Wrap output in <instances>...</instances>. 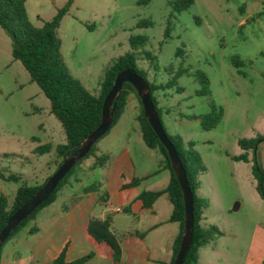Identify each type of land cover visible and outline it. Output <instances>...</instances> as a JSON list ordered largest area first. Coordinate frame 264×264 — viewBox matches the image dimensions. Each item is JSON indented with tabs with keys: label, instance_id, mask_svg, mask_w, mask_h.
<instances>
[{
	"label": "rangeland",
	"instance_id": "obj_1",
	"mask_svg": "<svg viewBox=\"0 0 264 264\" xmlns=\"http://www.w3.org/2000/svg\"><path fill=\"white\" fill-rule=\"evenodd\" d=\"M173 1L27 0L25 6L30 22L40 27L69 2L56 29L59 50L69 73L92 95H98L106 68L131 51L129 36L148 37L146 45L135 51L136 67L148 80L155 77L160 82H176L175 86L160 90L164 94L159 100L164 109L161 120L166 132L184 151L200 158L203 170L198 175L196 195L208 203L201 223L220 231L213 241L199 249L197 263L238 264L244 260L254 226L264 228V198L252 173L255 164L264 170V0H193L179 12L171 7ZM141 20L151 23L136 27ZM235 55L243 61L239 67L243 74L231 62ZM179 67L183 68L181 74L177 73ZM195 70L207 75L210 96L196 94L200 84ZM210 99L223 108V116L215 127L204 130L199 119L191 116L209 111ZM136 113L137 109L129 107L97 140L95 149L106 154L107 160L103 168L93 169L86 185L94 179L103 183L110 157L124 148L131 157L135 175L154 170L153 176L128 194L168 181V170L160 167L152 150L142 142ZM257 136L262 140L254 151L248 150V161L231 158L243 153L238 139ZM65 142L63 128L50 111L49 100L30 81L22 64L12 59L10 38L0 28V175L19 177L15 182L0 177V193L11 201L20 183L42 182L59 160L56 145ZM44 146L48 150H43ZM91 161V155L83 159L68 180L80 166ZM120 170L128 174L130 169L121 164ZM234 205L237 210H232ZM155 207L157 215L149 216L148 222L158 220L159 224L147 231L146 240L163 245L177 224L168 222L171 206L163 196L156 200ZM110 215L117 230L137 227L132 215L120 211ZM31 225L29 221L2 246L0 264L51 262L47 261L60 248L68 228H54L60 244L57 248L51 244L41 258L37 256L38 247L46 244L48 234H44V229L27 233ZM72 241L76 251L70 249L68 259L89 252L96 254L94 244L93 249L80 254L81 241Z\"/></svg>",
	"mask_w": 264,
	"mask_h": 264
},
{
	"label": "trees",
	"instance_id": "obj_2",
	"mask_svg": "<svg viewBox=\"0 0 264 264\" xmlns=\"http://www.w3.org/2000/svg\"><path fill=\"white\" fill-rule=\"evenodd\" d=\"M26 1L27 0H0V28H2L10 38L12 59L17 60L22 64L29 74L30 81L36 83L42 93L49 100L50 111L60 122L65 134L66 142L64 144L56 145V157L59 160L53 171L49 173L42 182H33L31 184L25 182L20 183L17 186L11 201L8 200L6 195L0 193V229L4 226L7 218L14 212V210L26 202L42 186L61 161L74 151L87 134L98 125L101 117L103 99L112 86L115 75L120 70L130 68L142 76L147 82L150 97L162 127L175 147L182 162L187 182L193 195V235L182 264H198V250L213 241L215 237L220 234V231L215 226L211 225L206 227L201 223V220L203 219V210L208 203L205 199L196 195L199 184L198 175L203 170V167L200 164V158L196 154L184 151L180 143L166 132L161 120L162 110L164 109L161 107L159 100L164 94H162L160 90L163 91L167 88H171L175 86L176 82L174 80L160 82L155 77L148 80L140 68L136 67L135 56H137L138 53H135V51L146 45L148 37L145 34H131L129 36L131 51L124 56L118 57L106 68L98 95H92L69 73L59 50L56 29L62 16L68 10L69 2L59 8L52 19L44 22L42 26L36 27L28 18L25 6ZM192 2L193 0H174L170 5L173 10L179 12L188 8ZM150 23L151 22L149 21L141 20L136 24V27H146ZM175 55H178V52H176ZM231 62L237 68V71L240 74H243L239 69V67L243 65V61L237 55L231 58ZM182 72L183 68L179 67L177 73L181 74ZM194 76L200 84V88L196 91V94L210 96L209 79L207 75L203 71L195 70ZM178 90L179 89L177 88V91ZM129 94H133L138 101L139 111L136 119L142 141L147 148L154 149L161 155L162 159L160 161V167L168 170L169 180L164 186L142 190L122 208V211L136 217L146 210H153V203L157 198L163 196L166 199L172 207L169 221L177 222L179 225V232L172 242L171 260L168 263L172 264L180 244L184 224L181 190L172 171L166 149L160 143L156 134L150 127L143 114L141 101L133 86L128 82L122 84L118 96L113 101V117L109 128L116 123L118 117L123 113ZM165 112H167V110H165ZM222 116L223 108L210 99L209 111L191 117L193 119H199L201 128L207 130L215 127L221 120ZM97 140L92 144L86 155L79 159L62 177L54 191L9 232L2 246L13 234L25 228L29 221H34L39 211L56 200L58 192L69 183L68 177L71 174V171L75 166L79 165L83 159L89 155L93 156V162L90 166L91 168L101 167L104 164L107 160V155L104 153H97V150L95 149ZM261 140V136L238 139V145L243 150V153L231 156V158L236 161H248V150L254 151ZM42 149L46 151L48 150V147L44 146ZM252 173L256 179V188L259 194L264 198V170L255 164L252 167ZM0 177L14 182L19 180V177L15 174H10L7 177L0 175ZM120 178L121 190L135 187L142 180V177H133L129 179L124 175H121ZM99 188L100 184L98 182H92L83 186L81 191L83 194L87 195L98 192ZM104 197L103 194L100 196L101 199H104ZM36 230L37 227L35 224H32L28 227L27 233L33 234ZM85 233L95 244L96 253L101 257L109 259L110 264H121V243L123 240L130 236L142 238L144 235V233L136 230L127 231L121 234L114 232L111 229L110 216H107L105 219H89L85 227ZM70 243V239L66 238L58 253L53 257L49 264H85V262L94 255L93 252H89L73 260H67V251Z\"/></svg>",
	"mask_w": 264,
	"mask_h": 264
},
{
	"label": "crops",
	"instance_id": "obj_3",
	"mask_svg": "<svg viewBox=\"0 0 264 264\" xmlns=\"http://www.w3.org/2000/svg\"><path fill=\"white\" fill-rule=\"evenodd\" d=\"M129 107L137 109V118L138 101L133 94L128 95L123 113ZM150 150H152V152L154 153V159L157 160L158 163H160L162 159L161 155L154 149ZM98 153L102 152L98 151ZM109 161L110 163L108 173L103 179V183L98 182L100 184L98 192L85 195L81 191L82 187L86 185L85 182L87 181V179L93 175V173L91 174V172L95 168L90 167L93 162L91 161V163H88L87 165L80 166L69 179V183L64 186L62 190L58 193L56 200L49 206L43 208L41 212L37 214L35 220L32 221V224H35V226L37 227V230L34 233H37L41 229H44V234H48V240L46 244L44 246L38 247L37 256L44 258L45 250L50 247L51 244L52 247L56 246L57 248V246H59L60 243L56 241V237L53 233L55 227H58L60 230H67L66 228H68V231L70 232V234L68 232V235L66 236V238H69L71 241L69 249L67 251V260H73L68 259L69 250L71 249V251H76V248L73 247V238H78L79 241H81V250L78 251L80 254L87 252L89 249H93L94 243L88 238L85 233L87 221L91 218L105 219L107 216H110L111 219V213H117L119 211L123 212L122 208L126 206L142 190L135 194H128L129 192L127 191L132 188L138 187L141 182L150 178L154 174V170H149L139 176L135 175V169L133 163L131 162V157L126 148H124L121 152L112 155ZM121 164L130 169L128 171V174L120 170ZM97 168L103 167L101 166ZM121 175H124L129 179L133 177H142V180L135 187L121 190ZM97 181L98 180L96 179L93 180V182ZM164 185H159L152 188H157ZM102 194L105 196L104 199L100 198ZM155 202L153 203V210H146L136 217L132 215L137 220L136 229L117 230L111 224V229L118 234L134 230L144 233L142 238H139L137 236H130L122 241L121 264H168L170 262L172 255V242L179 232L178 223L169 221V215L171 213L172 207L167 216V220L168 222L176 223L177 229L172 232V234L167 238L163 245H157L155 243L151 244L146 240L147 231L151 230L153 227L159 224L158 220L153 221V223L148 222L149 216L157 215ZM63 234L61 236H63ZM71 236H73V238ZM60 239L62 240V237H60ZM50 240H54V242L49 243ZM64 240L61 241L60 248ZM59 249L57 250L56 254L58 253ZM55 255H51V259H49L47 262L52 260ZM199 259L200 250H198L197 261ZM261 263L264 264V228L255 225L249 238L244 260L243 262L238 264ZM85 264H110V261L109 259L101 257L96 253L91 258H89L85 262Z\"/></svg>",
	"mask_w": 264,
	"mask_h": 264
},
{
	"label": "water",
	"instance_id": "obj_4",
	"mask_svg": "<svg viewBox=\"0 0 264 264\" xmlns=\"http://www.w3.org/2000/svg\"><path fill=\"white\" fill-rule=\"evenodd\" d=\"M124 82L130 83L138 95L141 101L143 114L158 140L166 149L172 171L180 186L183 202L184 224L180 244L172 264H182L193 235V195L187 182L180 157L167 137L155 110L150 97L149 86L142 76L130 68L120 70L115 75L113 84L103 99L101 117L98 125L87 134L74 151L61 161L42 186L7 218L4 226L0 229V248L9 232L54 191L62 177L79 159L86 155L92 144L108 130L113 117V101L118 96ZM237 208L238 206L234 205L232 210H237Z\"/></svg>",
	"mask_w": 264,
	"mask_h": 264
}]
</instances>
